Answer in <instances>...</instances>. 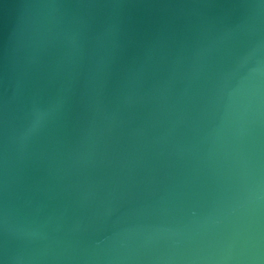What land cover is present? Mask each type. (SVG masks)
I'll use <instances>...</instances> for the list:
<instances>
[{"label": "water", "instance_id": "95a60500", "mask_svg": "<svg viewBox=\"0 0 264 264\" xmlns=\"http://www.w3.org/2000/svg\"><path fill=\"white\" fill-rule=\"evenodd\" d=\"M0 264H264V0H0Z\"/></svg>", "mask_w": 264, "mask_h": 264}]
</instances>
